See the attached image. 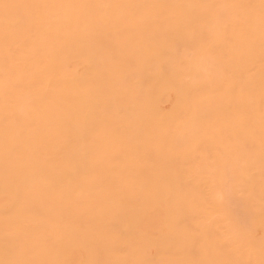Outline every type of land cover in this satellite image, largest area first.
<instances>
[{
	"label": "bare ground",
	"instance_id": "1",
	"mask_svg": "<svg viewBox=\"0 0 264 264\" xmlns=\"http://www.w3.org/2000/svg\"><path fill=\"white\" fill-rule=\"evenodd\" d=\"M0 264H264V0H0Z\"/></svg>",
	"mask_w": 264,
	"mask_h": 264
}]
</instances>
